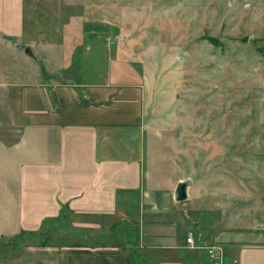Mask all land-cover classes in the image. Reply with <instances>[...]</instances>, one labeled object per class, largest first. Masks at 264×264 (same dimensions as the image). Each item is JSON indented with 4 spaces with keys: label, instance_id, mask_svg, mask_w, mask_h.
Returning <instances> with one entry per match:
<instances>
[{
    "label": "rangeland",
    "instance_id": "rangeland-1",
    "mask_svg": "<svg viewBox=\"0 0 264 264\" xmlns=\"http://www.w3.org/2000/svg\"><path fill=\"white\" fill-rule=\"evenodd\" d=\"M94 1L97 7L85 12L88 20L111 21L85 29L99 36L91 57L98 67L95 76L118 82L111 64L120 46L127 50L123 56L130 60L118 64L117 74L130 81L144 76L152 99L149 111L157 118L152 128L162 125L167 131L166 164L176 179L189 180V195L175 202L180 216L159 209L167 214L140 217L132 207L110 216L62 214L37 230L0 239V255L49 243L126 244L135 264H218L204 247L216 245L210 239L216 233L264 244V0ZM31 2L32 20L53 21L44 2ZM0 60L12 69L6 53L0 52ZM116 130L110 154L127 157L126 150L141 142L136 132L141 129ZM17 134L0 125L4 139ZM130 210L138 215L128 216ZM142 218L168 224L175 219L182 224V246L158 244L157 254L141 245ZM188 233L195 247L186 246Z\"/></svg>",
    "mask_w": 264,
    "mask_h": 264
},
{
    "label": "crops",
    "instance_id": "crops-1",
    "mask_svg": "<svg viewBox=\"0 0 264 264\" xmlns=\"http://www.w3.org/2000/svg\"><path fill=\"white\" fill-rule=\"evenodd\" d=\"M31 1L0 0V52L13 65L8 70V63L0 64V125L18 130L13 140L0 136V239L37 230L65 208L82 216H110L129 207L139 209L140 217L161 216L167 209L180 216L174 189L181 179L166 164L167 131L162 125L152 128L157 118L149 111L152 99L144 76L130 81L117 74L118 64L130 60L121 46L110 69L118 82L110 74L109 79L95 76L98 67L91 57L99 36L85 29L111 21L88 20L86 9L97 7L94 0H40L55 17L34 21ZM117 128L141 129L136 131L141 142L126 150L127 157L110 154ZM139 224L138 242L157 254L158 244L182 246V224L175 219L168 224L142 218ZM210 239L223 250L218 264L233 259L264 264L259 239H232L222 232ZM131 251L126 244L49 243L0 255V264H135Z\"/></svg>",
    "mask_w": 264,
    "mask_h": 264
},
{
    "label": "built area",
    "instance_id": "built-area-1",
    "mask_svg": "<svg viewBox=\"0 0 264 264\" xmlns=\"http://www.w3.org/2000/svg\"><path fill=\"white\" fill-rule=\"evenodd\" d=\"M185 241L188 244V246L195 247V241H194L192 233H188V235L186 236ZM205 248H206L207 253L209 254V256L211 258H215V259H218V260L223 258V250H222V248L220 246L212 245V246H208V247H205ZM236 263H237L236 259H233L231 261V264H236Z\"/></svg>",
    "mask_w": 264,
    "mask_h": 264
},
{
    "label": "water",
    "instance_id": "water-1",
    "mask_svg": "<svg viewBox=\"0 0 264 264\" xmlns=\"http://www.w3.org/2000/svg\"><path fill=\"white\" fill-rule=\"evenodd\" d=\"M25 51L30 52L31 49L27 47ZM189 184L190 182L188 179H182L176 183V186L174 189V199L176 201L181 202L187 199Z\"/></svg>",
    "mask_w": 264,
    "mask_h": 264
},
{
    "label": "trees",
    "instance_id": "trees-1",
    "mask_svg": "<svg viewBox=\"0 0 264 264\" xmlns=\"http://www.w3.org/2000/svg\"><path fill=\"white\" fill-rule=\"evenodd\" d=\"M70 213H71V211L68 208H65L64 210L61 211L60 215H62V214H70Z\"/></svg>",
    "mask_w": 264,
    "mask_h": 264
}]
</instances>
